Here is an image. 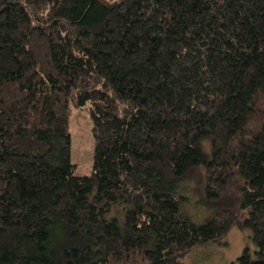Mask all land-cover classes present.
I'll list each match as a JSON object with an SVG mask.
<instances>
[{"label":"trees","instance_id":"16d2710c","mask_svg":"<svg viewBox=\"0 0 264 264\" xmlns=\"http://www.w3.org/2000/svg\"><path fill=\"white\" fill-rule=\"evenodd\" d=\"M233 226L264 264V0H0V264H187Z\"/></svg>","mask_w":264,"mask_h":264},{"label":"rangeland","instance_id":"374dc122","mask_svg":"<svg viewBox=\"0 0 264 264\" xmlns=\"http://www.w3.org/2000/svg\"><path fill=\"white\" fill-rule=\"evenodd\" d=\"M70 134L75 174L89 175L93 171L95 137L88 106L79 107L71 103ZM189 209L199 220L208 216V210H202L201 206L193 205ZM246 247L255 248L249 232L233 226L219 241L189 251L184 260L187 264H236Z\"/></svg>","mask_w":264,"mask_h":264}]
</instances>
